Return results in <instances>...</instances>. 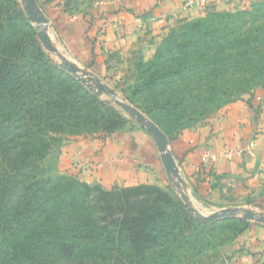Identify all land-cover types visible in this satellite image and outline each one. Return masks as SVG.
Masks as SVG:
<instances>
[{"label":"trees","instance_id":"trees-1","mask_svg":"<svg viewBox=\"0 0 264 264\" xmlns=\"http://www.w3.org/2000/svg\"><path fill=\"white\" fill-rule=\"evenodd\" d=\"M14 4L13 12L0 11V264H176L173 252L190 243L178 230L179 220L211 224L185 208L178 220L158 205L144 210L143 202L130 201L132 189L102 190L75 176L53 180L37 174L43 135L99 111L102 102L44 51L25 11ZM235 14L257 21L264 17V0ZM236 20L230 12L195 23L182 20L190 24L162 41L159 58L177 62L203 44L236 40L242 37ZM180 73L155 70L143 85L169 87L167 80ZM165 103L167 110L173 105ZM107 108L118 119L115 127L128 121L114 106Z\"/></svg>","mask_w":264,"mask_h":264},{"label":"rangeland","instance_id":"rangeland-1","mask_svg":"<svg viewBox=\"0 0 264 264\" xmlns=\"http://www.w3.org/2000/svg\"><path fill=\"white\" fill-rule=\"evenodd\" d=\"M24 1L1 0L0 11L13 12L14 3L16 7H22L24 10ZM53 1L36 0V4L48 21L47 33L59 53L78 68L80 76L97 78L104 86L112 89L115 98L136 108L154 121L168 138L170 152L171 143L184 140V134H187V138H193L194 134H201L202 128L208 127L227 105L236 100L249 102L258 90H264V17L254 21L250 16L235 14L243 10L252 11L262 0H251L230 10L209 8L203 10V13L198 16L184 19L195 23L197 22L195 20H203L212 13L230 12L237 19L236 29L242 34V37L236 40H230L221 45L203 44L197 52L183 55L177 62L170 61V58L160 59L157 51L162 41L174 32L184 30L190 24L182 21L175 26L167 27L161 33L143 35L138 47L130 56L128 54L110 56L112 62L102 76L97 75L95 70L90 68V64L75 60L66 50L59 38L55 23L49 20L50 14L47 10L50 5H53V9L55 8L56 2ZM76 7L75 2L64 1L63 10L71 11ZM29 23L37 36V28L30 20ZM43 49L61 65L55 52L47 51L44 47ZM32 52V49H29L27 53L29 58H32ZM163 69L165 71L179 70L181 73L179 77L174 76L167 80L171 81L169 87L158 85L159 87H155L154 90L144 87V82L155 70ZM189 69L194 73L190 75ZM98 96L102 102L99 111L91 109V114H86L81 120H74L73 125L64 126L57 131H48L43 135L42 147L45 154L36 163L37 174L51 177L53 180L66 175L57 172V153L63 144L73 138H98V136L112 134L124 137L125 134H132L133 140H137L133 141L134 148L148 155L149 179L131 186H120L117 189L124 187L132 189L130 199L132 203L143 202L144 210L156 208L158 205L160 209L168 210L173 220L182 217L183 210L180 208L190 212L178 192L174 179L166 174L162 163L159 164L160 168L157 167L156 163L160 157L156 141L144 131V127L138 120L116 105L109 94ZM155 100L158 103H155ZM168 100L173 102V105L167 110L168 105L165 102ZM178 104L181 105L176 107ZM109 105L120 110L121 115L128 121L115 127L118 125L116 123L118 119L109 113L107 108ZM89 106L90 104L86 108L88 109ZM180 161L178 160L176 165L180 169L182 189L188 197V204L198 213L210 215L226 208H243L264 214V172L259 171L256 176H234L214 171L204 164L187 172L181 168ZM94 185L95 183L90 184L92 187ZM99 187L102 190L112 189L101 185ZM162 197L165 198L164 201H161ZM166 199L170 202L166 203ZM190 213L196 218L194 213ZM208 224L211 225L191 226L179 220L178 230L183 228L182 234L187 236L190 243L173 252L172 262L176 264L263 263L258 259L264 253L261 250L263 245L254 249L249 240L255 236V227H264V224L247 220L241 214L221 218ZM257 249L260 250L259 253Z\"/></svg>","mask_w":264,"mask_h":264},{"label":"crops","instance_id":"crops-1","mask_svg":"<svg viewBox=\"0 0 264 264\" xmlns=\"http://www.w3.org/2000/svg\"><path fill=\"white\" fill-rule=\"evenodd\" d=\"M54 1L55 10L53 5L47 10L49 20L55 23L66 50L102 76L112 62L110 56H130L143 35L161 33L209 8L230 10L251 0H71L77 4L71 11L63 10L66 0ZM199 1L203 3L188 6ZM204 127L201 134L193 138L184 134V140L170 145L183 170L190 172L204 164L234 176L264 172V90H258L249 102L236 100L227 105ZM133 141L137 140L132 134L73 138L59 148L57 172L105 188L143 182L149 179L148 155L135 149ZM227 152L232 155L226 156ZM156 164L160 168V159ZM254 230L250 244L254 249L263 245L264 252V227ZM258 259L264 264V253Z\"/></svg>","mask_w":264,"mask_h":264},{"label":"water","instance_id":"water-1","mask_svg":"<svg viewBox=\"0 0 264 264\" xmlns=\"http://www.w3.org/2000/svg\"><path fill=\"white\" fill-rule=\"evenodd\" d=\"M24 10L28 19L35 25L37 28V37L41 42L42 46L50 52H55L57 57L61 61V66L67 70L71 75L78 79L81 83L85 84L89 88L93 89L98 95L100 94H109L113 102L127 111L132 115L136 120H138L142 126L148 130L154 140L156 141L159 157L162 163V166L166 174L172 177L177 186L178 192L182 200L187 204V209L194 213L196 218L205 223H211L221 218L232 217L236 214H241V216L247 220H253L259 223L264 224V214L263 213H254L250 210L243 208L238 209H223L220 212H216L210 215H202L198 213L193 207L188 204V197L183 191L181 186L182 178L179 173V169L176 165V162L172 156V153L168 149V138L165 133L149 118L144 116V114L138 111L136 108L125 104L114 97V92L107 86H104L97 78L80 76L78 73V68L70 64L64 56H62L57 48L53 45L48 33H47V19L43 16L42 11L36 4V0H25L24 1Z\"/></svg>","mask_w":264,"mask_h":264},{"label":"built area","instance_id":"built-area-1","mask_svg":"<svg viewBox=\"0 0 264 264\" xmlns=\"http://www.w3.org/2000/svg\"><path fill=\"white\" fill-rule=\"evenodd\" d=\"M202 1V0H201ZM201 1H199V2H191V3H189L188 4V6H191V5H199L200 3H203V2H201ZM232 155V153L231 152H227L226 153V156H231Z\"/></svg>","mask_w":264,"mask_h":264}]
</instances>
